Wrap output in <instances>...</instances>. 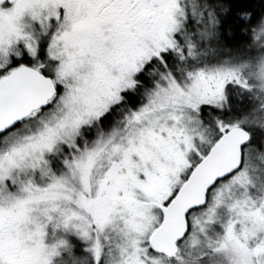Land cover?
Here are the masks:
<instances>
[{"label":"snow or ice","instance_id":"6c2138e0","mask_svg":"<svg viewBox=\"0 0 264 264\" xmlns=\"http://www.w3.org/2000/svg\"><path fill=\"white\" fill-rule=\"evenodd\" d=\"M0 264H264V0H0Z\"/></svg>","mask_w":264,"mask_h":264}]
</instances>
